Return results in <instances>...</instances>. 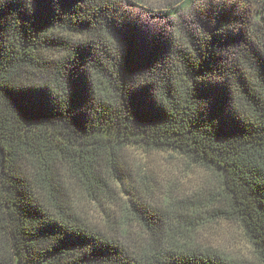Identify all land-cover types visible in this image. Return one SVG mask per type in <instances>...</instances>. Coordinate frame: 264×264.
<instances>
[{
  "label": "trees",
  "instance_id": "obj_1",
  "mask_svg": "<svg viewBox=\"0 0 264 264\" xmlns=\"http://www.w3.org/2000/svg\"><path fill=\"white\" fill-rule=\"evenodd\" d=\"M155 152L212 177L154 201ZM0 264H264V0H0Z\"/></svg>",
  "mask_w": 264,
  "mask_h": 264
},
{
  "label": "rangeland",
  "instance_id": "obj_2",
  "mask_svg": "<svg viewBox=\"0 0 264 264\" xmlns=\"http://www.w3.org/2000/svg\"><path fill=\"white\" fill-rule=\"evenodd\" d=\"M167 1L173 0H138L143 7L151 4L154 8L164 6ZM146 15L149 17L150 13ZM156 21L157 19H153L152 23L148 24L149 27H154ZM132 154L135 155L131 158L135 163L132 165L129 163V165L135 175L144 172L145 177L155 181L156 187L153 196L150 197L154 201L159 202L162 195L168 191L175 199L190 196L194 193V186L197 187L202 184V181L206 180L205 178L212 177L209 172L192 166L171 153ZM214 190L216 191V188ZM200 239L204 242H211L225 252L240 258H253L252 247L245 239L241 229L234 223L224 220L207 223L204 230H202Z\"/></svg>",
  "mask_w": 264,
  "mask_h": 264
}]
</instances>
